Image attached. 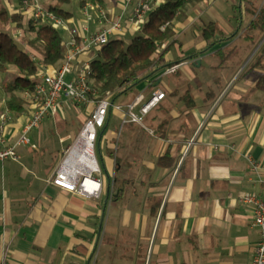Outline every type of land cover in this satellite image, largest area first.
<instances>
[{"label":"crops","instance_id":"crops-1","mask_svg":"<svg viewBox=\"0 0 264 264\" xmlns=\"http://www.w3.org/2000/svg\"><path fill=\"white\" fill-rule=\"evenodd\" d=\"M163 2L150 0L152 10ZM70 3L73 9H65L71 13L66 22L76 44L118 16L123 31L111 33L108 40L132 38L143 24L128 21L134 1L124 6L123 0H103L98 7L107 19L101 21L98 7H87L90 3L84 0ZM243 4L233 0L228 8L239 30L244 26L248 31L252 18L245 15ZM9 8L20 9L15 4ZM200 14L189 8L184 21L175 24L174 38L160 47L167 48L162 57L168 64H181L172 74L177 81L165 82L157 72L117 99L126 104L143 94L145 102L154 89L164 92L145 116V127L123 123L119 110H109L104 127L113 113L123 131L116 143L114 133H109L103 149V133L98 136V196L66 190L51 179L62 152L80 129L76 134L57 129L59 142L71 140L57 158L46 138L36 146L29 137L31 130L30 144L16 146L19 161H0V264H251L259 229L253 224L252 205L240 202V197L249 193L264 200V186L250 170V160L264 170V89L258 87L264 51L259 44L227 79L224 62L208 60L220 56L225 61L240 54L232 48L240 39L239 30L232 37H186L188 30L196 33L193 16ZM68 30L64 29V42ZM94 55L91 49L81 51L74 63ZM6 97L0 99V111ZM91 108V103L76 107L65 101L60 117L67 120L76 112L83 122ZM80 109H86L84 116ZM28 117L29 112L16 116L10 111L6 123L10 143L17 140ZM110 150L112 156L107 154ZM118 166L121 177L115 175ZM29 171L49 172L45 183L50 188L37 187ZM109 202L114 207L107 210L108 219L114 223L103 225ZM100 239L106 242L103 249Z\"/></svg>","mask_w":264,"mask_h":264},{"label":"built area","instance_id":"built-area-1","mask_svg":"<svg viewBox=\"0 0 264 264\" xmlns=\"http://www.w3.org/2000/svg\"><path fill=\"white\" fill-rule=\"evenodd\" d=\"M133 1L134 7L128 21L138 26L144 23L146 14L152 10V5L150 0H123L124 6ZM94 6L98 7L91 3L87 5L91 8ZM19 8L17 12L20 14L23 24L27 18L34 23L48 22L57 29L60 27L68 30L66 19L46 9L40 0H24ZM96 12L99 21L107 19L106 12L101 7H98ZM122 31L123 27L119 16L112 20L109 26L84 36L80 44L75 42L74 31L68 30L69 38L67 42H64V59L56 69L44 65L41 57L30 51L31 57L36 60L39 68V79L34 84L32 91L23 94L28 100L29 117L23 124L17 140L10 143L6 136V123L10 116V110L4 107L0 111V161L6 159L19 161L20 155L16 151V146L30 144L28 133L37 128L44 117L60 112L63 102H70L76 107L91 103L92 108L79 133L62 152L51 179L53 184L66 190L88 196H98L100 181L96 175L101 173V166L95 146L98 141V129L104 126L109 110L112 108L119 110L122 113L123 123L133 122L145 127V116L164 98V92L160 89H154L150 98L145 102H143V94L136 95L126 104L113 103L108 98L98 100L89 98V94L93 93L89 79L90 63L93 58H86L81 63L75 64L76 55L81 51L91 49L95 51L94 56H96L101 46L107 43L111 33ZM20 35V32H17L13 36L19 37ZM180 65V63L168 65L163 70V75L176 73ZM250 170L256 173L257 182L264 186V170L260 172L259 164L254 160H250ZM240 202L252 205L253 224L259 229V239L254 248L251 264H264V200L247 193L240 197Z\"/></svg>","mask_w":264,"mask_h":264},{"label":"trees","instance_id":"trees-1","mask_svg":"<svg viewBox=\"0 0 264 264\" xmlns=\"http://www.w3.org/2000/svg\"><path fill=\"white\" fill-rule=\"evenodd\" d=\"M23 1L17 0L18 6ZM205 1L209 0H164L161 5L147 13L139 34L130 41L125 42L121 38L109 39L90 63L89 79L93 93L89 94V98H108L109 101L118 103L117 99L138 82L157 73L162 67L171 65L161 62L167 48L160 51V47L174 38L175 24L184 21L187 10L194 9L198 3ZM69 2L70 0H50L45 2L46 5L42 1V5L57 16L68 19L71 13L64 10L62 5ZM84 2L101 5L103 0ZM243 3L245 15L252 18L248 31L257 28L263 33L264 0H243ZM10 23H15L16 27L23 26L20 14L17 11L9 12L0 1V27ZM23 29L26 33H31L23 40L0 31V87L7 94L4 102L6 108L16 116L28 111V100L23 94L32 91L39 79V68L30 51L40 56L44 65L55 69L62 64L65 55L64 37L51 23L36 25L30 20ZM219 33L220 30L214 23L208 24L201 31L206 40ZM258 87L264 89V74L260 75ZM78 122L80 126L84 123L80 119ZM107 154L112 156L113 151H107ZM114 180L117 177L114 176Z\"/></svg>","mask_w":264,"mask_h":264},{"label":"rangeland","instance_id":"rangeland-1","mask_svg":"<svg viewBox=\"0 0 264 264\" xmlns=\"http://www.w3.org/2000/svg\"><path fill=\"white\" fill-rule=\"evenodd\" d=\"M1 3L3 4V6L9 11H11V8H9L10 4H15L16 6H18V2L17 0H0ZM41 1V0H40ZM47 2L49 0H46ZM233 0H217L213 3H211L208 6H205L203 3L200 4L199 6L197 5L195 7V10L197 12L201 11V14L199 16H193L194 17V27L196 28V33L198 34H194L191 33L190 30L185 32L186 37H190L192 38L193 36H198L201 37V31L203 28H206L208 26V24L210 23H214L215 25L218 26L219 30H220V35H223L224 37H229V36H235V34L237 33V31L239 30V26L236 22V20L233 18L232 14L230 15V11L228 8V4L231 3ZM45 2V1H44ZM42 4V1H41ZM46 5V3H44ZM231 7V6H229ZM62 8L65 10L72 8L71 3H66L64 5H62ZM26 20L24 21V24L22 27H15V29H12L10 27V24H6L4 25V27H0V31H4V32H8L10 33L12 36L17 34V31L20 30V36L18 37L20 40L22 38H25V36L29 35V32H25V29H23V27H27V22L29 21L27 18H25ZM43 22H38L36 23V25H39ZM15 24V23H14ZM178 26V25H177ZM59 32L62 34V36H66V32L64 31V29L62 28H58ZM244 26L238 31V34L236 37L240 36V39H237V41L232 45V48L234 49V51L239 52L240 54L235 55V53L232 55L230 59L225 60V61H221L219 58H215V57H211L209 58V63H214L215 61L218 62H224V68L223 71H225L224 76H226L227 79H232L234 77V75L236 74V72L239 70V68L242 66L244 60L251 54L252 51L255 50V48L261 44V48L260 51H264V32L260 33V31L255 28V29H251L249 31L244 30ZM32 36V35H31ZM136 36V35H135ZM131 37H127L124 38L125 42L130 41ZM117 39V38H114ZM196 39H194L195 41ZM198 42V39L196 40L195 43ZM174 49H172V54H174V58H176V55L174 53ZM160 50V49H159ZM247 52L246 56H242V53ZM227 53V52H226ZM235 55V56H234ZM161 62L163 64H167L168 62H166L165 58L162 57ZM167 66L162 67L158 72L160 73V75L164 76L163 77V81H171V82H175L177 81V76L175 75H163V70L166 68ZM241 69V68H240ZM222 72V70H220V72H218V74H220ZM151 94V93H150ZM5 95H7L4 91H2L1 87H0V99L2 97H4ZM130 95V94H129ZM131 97V96H130ZM150 97V95L148 96ZM66 106V104H65ZM66 109V108H64ZM64 111V110H63ZM62 111V112H63ZM83 111H86V109H80V117L84 116L85 114H83ZM62 112H58L55 115L52 116H46L44 117V119L41 120V123L39 124V126L32 130L29 133V137L31 138V140L36 144V146H41L42 142L44 141V138L47 139V143L48 146L51 149H54V154L55 157L57 158L58 154L60 152H62V150L65 148V146L71 142V140H67L64 143L59 142V135L58 132L59 131H73L75 134L79 131V127L80 124L78 122V113H73V115L68 116L67 120H62V118L60 117V115L62 114ZM53 121H55V125H53L54 123H52ZM64 121V122H63ZM144 124H147L144 121ZM52 127L53 131L51 132L50 129H48V127ZM59 131H58V130ZM122 122L118 123V120L116 119L115 115L112 113V116L110 118V122L106 125V127L99 128L98 129V136L99 134L103 133L102 135V149L103 146L107 140V137L109 135V133H114L115 136V143L118 141L119 138H121V134H122ZM145 136L147 137V134L145 133ZM95 151L96 154L98 156V150H97V142H96V146H95ZM21 161V160H20ZM29 173L31 174L30 177L32 180H35L34 182L37 183V187H43V188H50V186L45 183V180L47 179L49 172H43V171H29ZM135 171H132V175H135ZM116 176L121 177V175L119 174V166L117 169V172L115 174ZM131 175V174H130ZM130 177V176H129ZM111 207H114L113 202H109V204L107 203L106 206V211H105V217L103 220V225L106 224H113V220L108 219V211ZM108 210V211H107ZM106 242L105 240L100 239L99 240V249L104 248ZM98 249V250H99Z\"/></svg>","mask_w":264,"mask_h":264},{"label":"water","instance_id":"water-1","mask_svg":"<svg viewBox=\"0 0 264 264\" xmlns=\"http://www.w3.org/2000/svg\"><path fill=\"white\" fill-rule=\"evenodd\" d=\"M99 137H100V135H99Z\"/></svg>","mask_w":264,"mask_h":264}]
</instances>
